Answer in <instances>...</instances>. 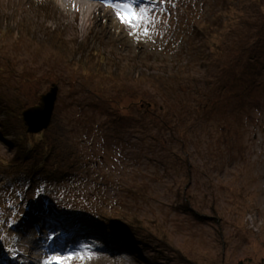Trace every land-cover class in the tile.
Here are the masks:
<instances>
[{"label":"rangeland","instance_id":"obj_1","mask_svg":"<svg viewBox=\"0 0 264 264\" xmlns=\"http://www.w3.org/2000/svg\"><path fill=\"white\" fill-rule=\"evenodd\" d=\"M127 2L0 0V197L20 198L29 232L24 253L0 229L14 249L0 264L85 246L82 264H264V10L134 0L146 35L117 17ZM54 88L56 123L28 132L23 109ZM61 215L32 245L33 220L44 231Z\"/></svg>","mask_w":264,"mask_h":264},{"label":"snow or ice","instance_id":"obj_2","mask_svg":"<svg viewBox=\"0 0 264 264\" xmlns=\"http://www.w3.org/2000/svg\"><path fill=\"white\" fill-rule=\"evenodd\" d=\"M106 2L112 3V0H106ZM115 7L117 8V17L121 23L133 28L137 32L143 31L144 34H148V28L143 27L145 20L149 19L146 16L147 8L139 7L138 5L134 6V0H129L127 3H116ZM93 258L91 250L85 246L80 252L69 253L65 256H51L45 264H73V261L82 264L84 260Z\"/></svg>","mask_w":264,"mask_h":264},{"label":"water","instance_id":"obj_3","mask_svg":"<svg viewBox=\"0 0 264 264\" xmlns=\"http://www.w3.org/2000/svg\"><path fill=\"white\" fill-rule=\"evenodd\" d=\"M58 92L56 88L52 92L42 95L39 103L23 111L25 122L29 126L28 132L44 130L53 118Z\"/></svg>","mask_w":264,"mask_h":264},{"label":"trees","instance_id":"obj_4","mask_svg":"<svg viewBox=\"0 0 264 264\" xmlns=\"http://www.w3.org/2000/svg\"><path fill=\"white\" fill-rule=\"evenodd\" d=\"M258 2H259V5H260V7H262V9L264 10V0H258ZM261 31V30H260ZM263 34H264V32H263ZM74 43V42H73ZM73 43L71 42V41H69V43L68 44H70V45H73ZM62 47H64L65 49H66V51H69V50H71L73 47H69V46H65V45H62ZM69 53V55L70 56H74V53L73 52H68ZM43 75H46V74H43ZM148 105H150V104H148ZM20 117V116H19ZM56 123V121H55V118H54V120H52V124H55ZM21 144H22V142L21 141H19V139L17 138L16 140H15V147L19 150V152H21V153H24V151H26V150H22L21 148H20V146H21ZM28 156H29V154L28 153H25V155L24 156H20L21 158H22V160H24V159H26V158H28ZM73 178L71 179V180H69V185H72V187H77V181L80 179V178H82L83 177V174H80L79 172H77V171H75L74 173H73ZM83 188H85V186L83 187ZM82 188V189H83ZM100 202H101V205L102 206H105V208L104 209H107V206L106 205H108V203L105 201V198L103 197V196H101L100 197ZM69 208H73V209H75L74 207H69V206H64L63 207V212H65V214L66 215H68V214H70L71 212H73L72 210H70ZM78 209H82V208H78ZM96 212H98V211H96ZM64 214V215H65ZM196 214H197V212H196ZM65 215V216H66ZM205 218H208V217H206V216H204ZM178 255H180V257H175L178 261H179V263H182V264H188V260H186V256H187V254H185V253H183V252H179L178 253ZM191 263L192 264H196L193 260H191Z\"/></svg>","mask_w":264,"mask_h":264},{"label":"bare ground","instance_id":"obj_5","mask_svg":"<svg viewBox=\"0 0 264 264\" xmlns=\"http://www.w3.org/2000/svg\"><path fill=\"white\" fill-rule=\"evenodd\" d=\"M96 234H97V235H100V233H97V232H96ZM89 235H91V234H89ZM32 238H34V237H32ZM35 239H36V238H35ZM36 241H37V240H36ZM138 255H139V254H138ZM22 256H23V254H22ZM25 259H26V258H25ZM20 262H21V261H20Z\"/></svg>","mask_w":264,"mask_h":264}]
</instances>
